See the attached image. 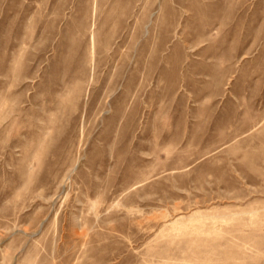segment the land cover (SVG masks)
Listing matches in <instances>:
<instances>
[{"label": "rangeland", "instance_id": "obj_1", "mask_svg": "<svg viewBox=\"0 0 264 264\" xmlns=\"http://www.w3.org/2000/svg\"><path fill=\"white\" fill-rule=\"evenodd\" d=\"M0 264H264V0H0Z\"/></svg>", "mask_w": 264, "mask_h": 264}]
</instances>
